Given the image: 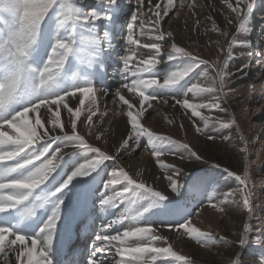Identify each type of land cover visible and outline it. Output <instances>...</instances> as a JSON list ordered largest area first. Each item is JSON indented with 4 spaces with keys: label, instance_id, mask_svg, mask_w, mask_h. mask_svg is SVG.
Wrapping results in <instances>:
<instances>
[{
    "label": "snow or ice",
    "instance_id": "snow-or-ice-1",
    "mask_svg": "<svg viewBox=\"0 0 264 264\" xmlns=\"http://www.w3.org/2000/svg\"><path fill=\"white\" fill-rule=\"evenodd\" d=\"M223 3L230 9L223 27L209 16L211 28L205 27V35L215 32L225 38L226 49L219 40L209 41L225 58L209 62L180 46L174 31L161 28L177 7L174 0L163 4L135 0L134 10L125 0H0V255L5 264H9L10 253L14 256L11 264H106L101 257L110 250L119 257V264H194L174 251L169 236L163 234L167 227L173 233H186L198 244L216 243L211 232L192 225L190 201L202 204L207 198L211 207L223 213L222 205L236 204L239 193L242 208L249 216L253 214L246 170L241 176L213 164L212 168L238 182L237 189L213 202L208 192L214 178L207 171L178 166L184 160L207 165L205 156L190 142L145 126L153 101L164 95L171 96L172 108L179 106L181 115L197 134L206 135V141L216 139L207 133L210 126L227 129L236 124L235 119L226 122L202 110L227 112L222 106L228 95L225 89L237 73L244 74L249 67L242 64L230 72L229 62L235 47H252L248 36L238 38L237 34L251 33L256 0ZM185 6L189 10L197 7L195 0L188 4L180 0L179 7ZM146 24L152 27L146 30ZM200 27L196 20L193 30ZM232 27L234 32L229 31ZM145 36L150 42L142 44ZM169 41L170 48L162 50V44ZM258 55V63L264 66V48ZM112 62L121 65L112 79L120 84L114 93L116 103L126 106L124 113H115L123 120L124 132L111 148H102L86 137L109 143L108 129L94 124L93 117L99 110L95 84L108 77ZM201 66L204 71L198 72ZM209 69L215 74L210 75ZM194 73L200 77L196 82H192ZM121 89L127 90L128 98ZM206 97L211 99L192 102ZM163 119L169 125L177 123L174 116ZM178 127L183 130L184 123ZM141 148L163 170L167 181L163 189L148 184L138 164L120 163L131 161ZM165 153L177 163L162 160ZM77 204L84 216L89 215V208L108 215L124 207L91 238V250L82 261L71 244H61L64 234H70ZM150 218L162 227L153 228ZM249 232V225L244 224L238 242L241 249L249 242ZM254 242L262 243L259 234ZM241 257L242 253H236L227 264H243Z\"/></svg>",
    "mask_w": 264,
    "mask_h": 264
},
{
    "label": "rangeland",
    "instance_id": "rangeland-1",
    "mask_svg": "<svg viewBox=\"0 0 264 264\" xmlns=\"http://www.w3.org/2000/svg\"><path fill=\"white\" fill-rule=\"evenodd\" d=\"M175 1L177 2V7L165 21H162V27L167 30H172L173 24L175 22H179L180 25L183 26L182 30L185 31L186 35H188V39H182L183 41L178 40L181 42L180 46H186L189 51H192L194 54L199 55L201 58L206 59L209 62L217 59L223 62V59L225 58L224 53H222L220 48H218L215 44L209 45V41L219 40L221 47L225 49L227 47V41L224 37L219 36V34L215 32H210L205 35V27L208 29L211 28V22L207 20L209 16L216 19L217 23L223 27L224 16L230 14V9H227L223 0L216 1L219 2L218 6H212L214 4V0H195L196 5H199V7H196L194 10H189L186 6L184 8H180V0ZM208 1L210 3H207ZM257 1L261 0H256V2ZM185 2L188 4L192 3L193 0H185ZM207 5H209V7H207ZM193 11L195 12L194 15L192 14ZM177 12L179 15L176 14ZM185 15H191V21L190 23L188 22L189 24L182 23V21L186 20ZM196 20H199L201 23V27L198 31L193 30L195 28ZM252 20L250 23L252 30L257 24L258 28H264V8L259 9L258 15L256 14V18ZM229 31L234 32L235 28L232 27ZM259 33L261 38L259 42L263 43L259 47L261 50L264 48V31ZM254 35L255 33H253V31H251L250 34H237L238 38L248 36L251 41ZM170 43L171 41H169L167 45L162 44V50L164 48H170ZM253 45L254 44L252 42L251 48L242 49L240 47H235L233 49L234 58L229 62L228 71L236 72L237 69L240 68L242 61L239 55L243 50L246 55L251 53ZM260 59L261 58L259 57V60ZM250 63L251 62H248L246 64L249 65ZM262 68L264 70V66H262ZM202 71H204L203 66H201L198 72ZM209 74L214 75V70L209 69ZM160 75L162 76L163 73ZM193 75L195 76V79H193L192 82H196V79H199L200 77L198 73H194ZM253 80L251 81L253 82ZM251 81L248 76H246V72L244 74L237 73L232 78L231 83L225 89V91L228 92V95L222 104L223 107L227 108V112H220L218 110H202L205 115L210 117L218 116L226 122L232 119L236 120V124L227 129L219 126H210L207 129V133L214 134L216 136L215 141H206V135L197 134L191 123L181 115L183 110L180 109L179 106H177L176 109L172 108L174 101L169 95L158 97L156 100L157 104H154L155 106L153 107L156 108L155 111L146 114L148 115V121L145 123V126L151 127L153 130L159 131L161 134L170 135L173 139H177L182 142H190L205 156V159L209 161L207 165H202L189 160H184L183 162L178 163V166L185 167L186 171L192 168L207 171L208 175L214 178L212 190L208 192V196L214 198L213 202H217L219 199H222L224 192L238 188V182L234 178L223 173L221 169L212 168L213 164H220L221 168H228L230 171H235L241 176H243L245 170L248 173V184L252 189L251 202L253 206V214L251 216L247 214V210L242 208V196H240L239 193L235 196L237 201L236 204L222 205V207L225 208L223 213L218 211V209L211 207L207 198H205V201L202 204L198 203L196 200L190 201L189 203L190 209L193 210L191 217L192 225L200 228L202 231L211 232L216 239V243L213 244L210 242L206 245L198 244L194 240L190 239L186 233L180 235L179 233L170 232L167 227H164L163 234L169 236V243L172 244L173 250L180 255L189 257L194 264H227L228 259L233 257L236 253H242L241 258L243 264H264V102L260 101L258 104L254 98L245 95V85L243 87L242 83H250ZM95 88L97 99L99 100L100 89H98L97 86H95ZM260 98L264 99V79ZM164 99H167L169 103L164 104ZM208 99L211 98H197L192 102L204 103L207 102ZM63 115L64 114L62 112V116ZM165 115H168L170 118L174 116L177 123L173 125L167 124V122L163 119ZM82 117H84L83 114ZM196 119L199 122V126L203 127V122L199 121V118ZM159 120L163 121V125L158 124ZM181 121L184 123L183 130L178 127V123ZM256 123H261V126H257ZM78 130H80V128H78ZM86 138L89 139L90 143H93L91 142V137ZM254 142L258 145H252ZM97 146L102 147V145L99 144H97ZM142 150L150 155L148 151H145L142 148L138 149L135 155H140ZM161 159L166 163H177L176 158L168 155L167 153H165ZM151 161L152 166L147 167V169L143 167L145 170L144 179L148 184H151L157 190H161L164 188L167 181L163 176V170L159 169L155 165L152 157ZM108 163L111 168V162ZM68 171L70 172L71 169H68ZM120 209L124 210V207L122 206ZM98 210L99 209L96 210V214L99 212ZM80 213V205H74L70 229L72 233L74 229L78 230L83 224L87 223V220L85 219L86 222L77 223L78 228L77 226L74 228L76 221H82L79 220V216L81 215ZM76 217L77 219L73 221V218ZM132 223L133 226H145L143 224ZM148 223H151L153 228L162 227L158 222L153 221L151 218ZM244 224H248L250 228L249 242L243 249H241L238 242L243 236ZM127 226L128 225L126 224L125 227ZM117 227L120 231L124 230V228L120 226ZM99 229L100 228L98 226L96 230L92 232L90 237L93 238ZM258 234L262 240V243L260 244L254 242L257 239ZM221 238H223V240H221ZM224 241H227V243ZM82 244V248L84 247L85 251L91 250L90 239H86ZM107 252H111L107 253L110 262L107 264H119V257L114 254V250ZM103 256L106 257L105 255ZM57 258L62 259V257ZM84 258L85 257H80V260L82 261ZM173 264H182V262L174 261Z\"/></svg>",
    "mask_w": 264,
    "mask_h": 264
},
{
    "label": "bare ground",
    "instance_id": "bare-ground-1",
    "mask_svg": "<svg viewBox=\"0 0 264 264\" xmlns=\"http://www.w3.org/2000/svg\"><path fill=\"white\" fill-rule=\"evenodd\" d=\"M216 1L217 0L213 1L214 4L212 6H215V5L218 6L219 2H216ZM86 2H94V0H86ZM154 2H156V0H154ZM159 2H161L163 4L166 2V0H159ZM125 3L130 4L134 10L135 0H125ZM174 3L177 5V2L175 0H174ZM207 3H210V2L208 1ZM197 7H199V5ZM207 7H209V5H207ZM262 7L264 8V0L257 1L255 3L252 19L256 18V14L258 15V11ZM185 16H186V20L182 21V23L183 24L184 23L189 24L191 21V15H185ZM254 23H255V20H254ZM151 27L152 26L150 24H147L145 26L146 30L150 29ZM161 28L165 29L164 27H162V25H161ZM182 28H183V26H181L179 22H175L173 24L172 30L174 31V34L176 35L178 40L186 39L188 37V35H186L185 31L182 30ZM262 29L260 27L258 28V24H257L256 27H254V29L252 30L253 33H255V35L252 37V42L254 44L252 52L248 53V55H246V53H244V50H243L242 53L239 55L241 57V58L240 57L239 58L242 61V63L240 65L251 62L249 64V69H248L249 72H253V71L258 69V71L255 73V76H257V78L256 79L253 78L254 79L253 82L250 80V77L248 75V78L251 82L250 83H246V82L242 83L243 87L245 85V95L250 96L252 98L254 97V100H256L258 104L260 103V101L264 102L263 101L264 99L260 98L261 89L263 86L264 70H263L262 66L258 63V61H259L258 53L260 51L259 47L263 44V43L259 42V40H261L259 32L264 31V28H262ZM101 30L103 31V29H101ZM102 31H101V34H102ZM125 33H126V28H125ZM120 35L121 34L117 33L116 39H120ZM141 42H142V44L150 42V37H148V36L142 37ZM143 51L147 52L148 50L144 49ZM143 58H146V57H143ZM114 59H118V57H115ZM133 63H135V59L133 60ZM120 66L121 65H117L115 62H112L111 66L108 68V73H109L108 77L103 82H97L95 84V86H97V88L100 89V93H99V100L97 99L99 101V110H98L97 115L93 117V123L100 126L102 129H108V131L106 132V136L109 139V143H108V145H103L101 142L95 141L92 138H91V142L102 145L103 148H111V145L113 143H116L121 139V135L124 132L123 120L121 118L115 116V113L117 111L124 113L126 111V106H121L120 104L116 103V98L114 97V93H115L116 89L120 87V84L116 80L112 79V73L116 72ZM115 67H116V70H115ZM110 68H113V69H110ZM237 68H238V66H237ZM109 77H111V78H109ZM145 78H147V77H145ZM105 92H107V95H105ZM121 92H122V94H125L126 98H128V96L130 95L127 93L126 89H121ZM154 104H157V101H153V107L155 106ZM263 105H264V103H263ZM155 109L156 108L149 109L148 113L154 112ZM150 110H151V112H150ZM94 111H96V109H94ZM101 114H104L103 119H101ZM63 116H62V118H63ZM81 119H84V117L81 116ZM158 124L163 125V121L159 120ZM256 125L261 126V123H256ZM78 128H80L79 127V121H78ZM252 145L257 146L258 144H256V142H254ZM120 162L122 164H138L140 168L144 167L146 169H147V167L152 166V163H151L152 161H151L150 155L148 153L143 152V150H142V153L140 155L133 156L131 161L124 159V160H121ZM121 211H123V210L122 209L112 210L111 214L106 215L105 213H102L100 211L97 214H96V212L93 213L91 208H89L88 209L89 215H87V216L80 215L79 216V220L85 221V219H87V223L83 225V231H82L83 235L85 234V237H88V235L90 236V234H92V232L94 230H96V228L98 226H99V228H101V226L104 223H107L108 220L112 219L115 215H118L119 212H121ZM96 222H97V225H96ZM109 234H112L111 230H110ZM73 236H74V231H73V233H72V231H70V234L65 233L61 239V244H64L65 240H67V241L72 240ZM83 242H84V239H83ZM90 242H91V239H90ZM83 250H84V247L83 248L81 247L79 250H76V255L79 259H80V256H82V254H83L82 252H84ZM107 253H111V252H106L104 254L106 257L102 256V259L106 262V264L109 262V257L107 255ZM62 259H63V257H62ZM13 260H14V256L10 253L9 254V264H11V262ZM0 264H5L4 258L2 255H0Z\"/></svg>",
    "mask_w": 264,
    "mask_h": 264
},
{
    "label": "built area",
    "instance_id": "built-area-1",
    "mask_svg": "<svg viewBox=\"0 0 264 264\" xmlns=\"http://www.w3.org/2000/svg\"><path fill=\"white\" fill-rule=\"evenodd\" d=\"M251 68V67H250ZM262 69V68H261ZM258 71V69L257 70H255V71H253V72H249L248 71V75H249V77H250V80H253V78L254 79H256L257 78V76H255V73ZM254 98V97H253Z\"/></svg>",
    "mask_w": 264,
    "mask_h": 264
}]
</instances>
